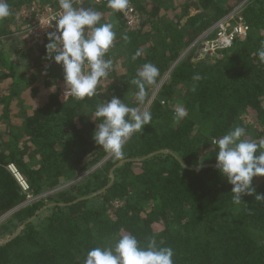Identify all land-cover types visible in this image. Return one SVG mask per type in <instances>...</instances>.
Listing matches in <instances>:
<instances>
[{"label":"trees","instance_id":"trees-1","mask_svg":"<svg viewBox=\"0 0 264 264\" xmlns=\"http://www.w3.org/2000/svg\"><path fill=\"white\" fill-rule=\"evenodd\" d=\"M7 2L12 15L0 21V217L23 207L0 226V233L14 223L21 228L0 244V264H84L89 250L126 234L141 246L150 237L158 247H171L174 264H264V201L255 199L264 196V177H254L255 193L234 204L212 143L235 126L246 129L245 139L264 142V62L258 55L264 0H130L141 16L134 31L107 1L73 0L76 8L100 12L101 23H111L116 33L105 56L112 70L97 95L84 100L65 95L62 67L45 58L47 35L23 32L24 7L40 2L45 14L59 10L58 0ZM236 8L249 30L229 50L205 58L186 51ZM144 63L160 75L140 106L131 80ZM194 74L202 79L191 91ZM111 96L152 115L120 160L92 138L100 122L96 105ZM178 106L188 115L177 122ZM244 117L252 123L244 124ZM101 162L80 181L42 197ZM28 196L34 200L25 205ZM45 209L50 213L39 219Z\"/></svg>","mask_w":264,"mask_h":264},{"label":"clouds","instance_id":"clouds-1","mask_svg":"<svg viewBox=\"0 0 264 264\" xmlns=\"http://www.w3.org/2000/svg\"><path fill=\"white\" fill-rule=\"evenodd\" d=\"M59 10L49 9V22L45 27H55L47 34L45 45L46 59L53 60L63 69L65 95L77 100L97 95L101 79L108 77L113 62L105 59L113 46L116 33L111 23H101V13L91 8H76L73 0H58ZM130 0H107V7L113 12H125ZM12 15L7 0H0V21ZM123 39H127L124 36ZM264 62V44L258 52ZM140 56L137 51L132 60ZM159 69L152 63H144L137 70L131 83L136 86L135 100L143 106L148 97V89L158 82ZM200 74L192 77L191 91H195ZM96 128L92 138L99 148L114 159L125 156L124 146L134 134L141 133L144 126L151 123L152 115L140 107H129L120 98L111 96L96 105ZM188 115L187 109L178 106L174 119L178 122ZM94 121V120H93ZM246 129L235 126L219 139H213L217 146L216 168L230 184L232 201L239 205L243 196L255 193L252 186L254 177H264V142L245 139ZM264 201V196L255 195ZM147 243L141 246L136 236L123 235L115 243L106 247H94L86 253L84 264H174V250L171 247H158L155 238L146 237Z\"/></svg>","mask_w":264,"mask_h":264},{"label":"built area","instance_id":"built-area-1","mask_svg":"<svg viewBox=\"0 0 264 264\" xmlns=\"http://www.w3.org/2000/svg\"><path fill=\"white\" fill-rule=\"evenodd\" d=\"M96 2H105L107 0H95ZM49 9L46 13L41 16L42 18L36 22L35 25H31L29 28L30 34L36 37H42L41 29L46 28V31L51 29V32L55 31V27H45L44 25L49 22ZM123 20L125 22L126 29L128 31H134L139 29L141 23V16L132 2H130L129 8L121 13ZM249 27L246 22L239 14L238 9H234L230 14L224 17L222 20L218 21L214 26H212L207 32L200 36V38L192 44L186 51H189L192 47L196 48L195 56L197 58H205L206 56L213 57L217 56L219 52L229 50L234 41L243 37L248 33ZM45 31V33H46ZM47 35V34H46ZM167 74L164 76L166 78ZM161 84L158 85L154 93L158 92ZM157 94V93H156ZM155 95L153 94L151 101ZM150 101V102H151ZM8 171L16 179V181L21 186L24 192H27L28 185L25 180L21 177L14 165L10 164L7 166ZM31 198L28 196V199ZM32 201V199H30ZM27 200L25 203H27ZM18 208V207H17ZM16 208L11 210L14 213ZM9 213V212H8ZM7 213V214H8Z\"/></svg>","mask_w":264,"mask_h":264},{"label":"rangeland","instance_id":"rangeland-1","mask_svg":"<svg viewBox=\"0 0 264 264\" xmlns=\"http://www.w3.org/2000/svg\"><path fill=\"white\" fill-rule=\"evenodd\" d=\"M41 8L42 7H40V2H39V3H36L35 5H33L31 7H24L22 9V11H21L22 14H25L27 16V22H23V25H22V26H25V30L23 32L28 33L29 32V28L28 27L31 26V25H35L36 22L42 18L41 16H43V14L40 13ZM41 31H42L41 32V35H46V34H48V33L51 32V29H49V30L46 31V28H42ZM45 31H46V33H45ZM19 40H21V38H19ZM6 44H7V46H4V48H5V50H8L9 49L8 47L11 46V44L8 41H7ZM195 47H192L191 49H189V52L190 51H196V48ZM23 62H24L23 60L19 62L18 66H17L18 67L17 68V71L18 72H20V71L23 70V68H22L23 67V64H24ZM164 80L165 79L163 78V80H161L159 84L162 85L163 82H164ZM156 93H154V95H157ZM251 120L252 119L250 117H244V119H243L244 124H251L252 123ZM102 163L103 162L94 165L91 169L85 171L82 175L74 178L72 181L66 182L62 186H59L58 188H56L54 190L44 192L43 195H42V197L50 196V195L54 194L55 192H57L59 190L66 189L70 185L74 184L76 181H80L81 179H83L84 177H86L88 174H90L91 172H93L94 170H96L97 168H99ZM30 199H32V201L34 200L33 198H29L28 199L29 201L27 203H25V205H28V204H30L32 202ZM21 207H23V204L20 205V206H18V208H16V211H17V209H19ZM49 213H50V211H48L47 209L40 211L39 214H41V217L39 219L44 218ZM12 214L13 213L9 212L8 214H5L4 216L0 217V226H2V225L7 226V223L10 220ZM14 225H15L14 227H13V225H11L10 227H7L8 228L7 230L5 229V230H3L0 233V243H4L6 240H8L9 238H11L13 236V234L15 235L16 232L20 229V227L17 229V226H16L15 223H14Z\"/></svg>","mask_w":264,"mask_h":264},{"label":"water","instance_id":"water-1","mask_svg":"<svg viewBox=\"0 0 264 264\" xmlns=\"http://www.w3.org/2000/svg\"><path fill=\"white\" fill-rule=\"evenodd\" d=\"M148 157H149V156H148ZM119 164H121V163H119ZM85 198H87V197H84L83 199H85ZM20 229H21V228H20ZM20 229H19V230H20ZM19 230L16 232V234L19 232ZM16 234H15V235H16ZM15 235H14V236H15ZM14 236H12V237H14ZM6 241H7V240H6ZM6 241H5V242H6ZM0 244H1V243H0Z\"/></svg>","mask_w":264,"mask_h":264}]
</instances>
